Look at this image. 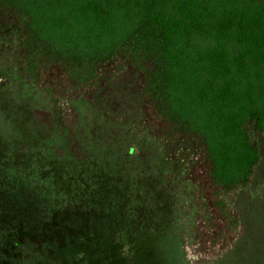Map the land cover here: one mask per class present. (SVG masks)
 I'll return each mask as SVG.
<instances>
[{
    "label": "trees",
    "instance_id": "1",
    "mask_svg": "<svg viewBox=\"0 0 264 264\" xmlns=\"http://www.w3.org/2000/svg\"><path fill=\"white\" fill-rule=\"evenodd\" d=\"M12 27L24 83L49 84L61 111L30 113L44 146L0 153V264H66L59 250L118 243L106 223L126 219L86 183L68 102L121 60L139 74L144 129L168 165L160 187L186 264L230 253L242 224L226 197L250 188L260 161L244 126L264 133V0H0V32Z\"/></svg>",
    "mask_w": 264,
    "mask_h": 264
},
{
    "label": "rangeland",
    "instance_id": "2",
    "mask_svg": "<svg viewBox=\"0 0 264 264\" xmlns=\"http://www.w3.org/2000/svg\"><path fill=\"white\" fill-rule=\"evenodd\" d=\"M138 78L122 60L112 62L101 67L85 98L68 102L76 112V130L86 140V183L92 193H112L115 212L122 211L126 220L106 223L107 229L116 226L112 238L118 243L105 238L101 245L95 241L59 250L66 264H186L175 223L176 201L160 187L168 165L144 129ZM31 111L55 115L61 108L49 84L36 88L24 83L20 38L12 27L0 32V153L45 145L43 132L31 123ZM244 130L258 147L260 161L250 188L226 197L239 215L242 233L230 253L212 264H264V133L251 122ZM124 225L123 237L115 235L117 226Z\"/></svg>",
    "mask_w": 264,
    "mask_h": 264
}]
</instances>
